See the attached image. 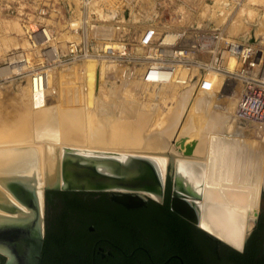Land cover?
Returning a JSON list of instances; mask_svg holds the SVG:
<instances>
[{
	"label": "rangeland",
	"instance_id": "rangeland-1",
	"mask_svg": "<svg viewBox=\"0 0 264 264\" xmlns=\"http://www.w3.org/2000/svg\"><path fill=\"white\" fill-rule=\"evenodd\" d=\"M124 13H127V18ZM112 18H115L114 22H123V37L132 45L138 31L151 24L159 31L169 32L217 29L227 39L252 40L250 44L264 48V0H91L89 5L82 7L78 0H0V129H4L0 131L5 132L0 133V145L12 149L32 147L48 153L53 147L58 151L67 147L118 154H151L167 157L166 161L170 157L173 160L181 157L189 163L203 165L207 140L230 138L250 144V149L254 147L256 153L260 151V156H263L261 169L264 171V127L257 128L235 117L236 98L242 88L240 81L227 77L225 72H212L211 78L220 77L222 82L210 93H204L175 84L149 86L141 78V64L127 66L92 59L73 61L56 65L47 75L44 104L38 105L41 100L36 93L33 98L26 70L42 61V51L48 46L42 45L38 37L33 40L34 44L31 43L26 30L52 29L55 40L50 44L59 45L62 49L71 41H86L92 48L101 49L108 42L97 36L107 37L106 34L111 33L110 27L116 25H110ZM29 24L35 25L30 27ZM114 31L112 35L116 36ZM135 53L142 54L143 51L138 49ZM21 57L26 58L27 64H13ZM223 65L229 71L234 70L237 65L235 57L226 58ZM184 75L182 72L181 76ZM68 108L69 113H77L74 115L78 119L72 118L74 122L71 123L75 125L68 124L69 131L64 134H59L61 131L54 128V124L44 123L39 117L51 109L56 117H65ZM187 108H191L195 115L191 112L188 117ZM60 110L65 111L64 115ZM225 119H229L226 123L232 124L224 123ZM70 120L65 123H70ZM47 124H52L50 129ZM55 130L59 132L55 133ZM190 131L197 138L194 137L197 149L191 156L184 157L178 144L180 141L184 145L189 144L183 137L190 135ZM229 131L232 136L226 134ZM56 134L62 136L56 138ZM256 143L261 147L256 148ZM51 155L50 151L47 158L51 159ZM9 178L14 177L10 175L0 182ZM0 190L3 203L11 193L4 183ZM259 195L261 198V191ZM9 207H0V219L7 217L4 212L12 214L4 211ZM41 211L42 214L43 205ZM257 219L258 216L256 225Z\"/></svg>",
	"mask_w": 264,
	"mask_h": 264
},
{
	"label": "built area",
	"instance_id": "built-area-1",
	"mask_svg": "<svg viewBox=\"0 0 264 264\" xmlns=\"http://www.w3.org/2000/svg\"><path fill=\"white\" fill-rule=\"evenodd\" d=\"M80 6H87L91 0H78ZM94 2V0H93ZM94 4V3H93ZM94 8V7H93ZM109 21L111 33L97 36L108 42L101 49L92 48L86 41H71L62 49L50 44L54 35L45 27L37 30H26L33 43L37 37L43 49L40 62L30 66L27 71L31 80L33 93L39 95L43 106L47 75L56 65L73 61L92 59L124 65L141 64V78L152 85H180L192 91L210 93L213 91L211 73L225 72L227 77L240 81L242 90L236 98L235 117L245 123L262 129L264 127V51L260 46L245 40L227 39L217 29H193L191 31H159L155 25H148L134 36L135 43H128L123 37L125 32L122 21ZM104 21V20H102ZM113 30L116 36H113ZM34 44V43H33ZM142 54H136L137 50ZM264 50V48H262ZM234 56L237 65L229 71L223 62ZM13 64L24 63V57L13 61ZM185 72L182 77L181 73Z\"/></svg>",
	"mask_w": 264,
	"mask_h": 264
},
{
	"label": "bare ground",
	"instance_id": "bare-ground-1",
	"mask_svg": "<svg viewBox=\"0 0 264 264\" xmlns=\"http://www.w3.org/2000/svg\"><path fill=\"white\" fill-rule=\"evenodd\" d=\"M212 82H213V89H216L221 84L222 79L220 77L215 76L212 78ZM33 94H34L33 98L36 97L35 96L36 94L35 93ZM187 109H188L187 116L190 117L189 114L191 112L193 114L194 111L193 110L191 111V108L190 109L187 108ZM51 110H48L43 117L41 116L39 117L40 119L43 118L41 120H44V123L54 124L55 125L54 128L61 131L59 132L57 130L59 134L61 133L64 134L65 131H69L68 124H72L71 122H74L73 119L74 120L78 119V116L75 118V115H74V114L77 115L76 112L74 114L69 113L70 111L69 108H68V111H66L68 113L65 115V117L64 116L56 117L55 111L53 113V111ZM60 111L64 115L65 111L64 112H62V110ZM58 114L60 113L58 112ZM81 117H82V114H81ZM35 118L36 117L34 116L33 120ZM69 118L70 119L73 118V119L70 120ZM40 119H37V120H40ZM69 120H70V123H65V122H69ZM227 120L224 123H226ZM11 122L13 123V121ZM64 123L67 125H65ZM228 123H231V122H228ZM228 123L226 124L228 125ZM52 124H47V125L49 126ZM26 125L24 126L26 127ZM72 125H75V124L73 123ZM30 126L31 125L29 124V127ZM63 126L65 127L67 126V127L64 129ZM188 126L190 125L188 124ZM225 126L223 127V129L225 128ZM15 127H18V126L16 125ZM29 127L27 126L28 129ZM199 127H202V126L200 125ZM54 128H51V129H54ZM1 129L4 130L3 128ZM48 129H50V126L48 127ZM100 129L103 130V127L100 126ZM199 129L196 130V132L199 131ZM25 130L27 129L25 128ZM105 130L106 129H104V131ZM57 131L55 130L54 132L56 133ZM184 131L186 132V130ZM1 132L2 131H0V133ZM225 132H228V131H225ZM2 133L5 134V132H2ZM19 133H22V132L19 131ZM191 133L190 135L184 136L183 138L185 139L186 143H190V142L195 143V149L193 148L194 149L193 151L195 152L197 149V140H196L197 138L194 136L196 138L195 139L193 137V132ZM231 133L229 131V133H226V134L231 135ZM54 135L51 134V136H54ZM105 135L108 137V139L111 138L109 135H107V132L105 133ZM48 136L49 135H47V137ZM59 136L61 137L62 135H59ZM59 136L57 135L56 138H59ZM231 138H234V137H231ZM122 139H124V136ZM207 141H208L207 146L204 149L205 151L204 153L206 155L205 164L196 165V164L187 162L185 158H181V157L177 158L176 160H173L174 169L176 170V174H177L176 176L178 180L183 183L186 190L200 197V200L194 201L197 207L199 208L198 209L199 210L198 225L206 229L207 231L211 232L212 234L216 235L220 239L224 240L225 242L229 243L230 245L236 248H239L242 244V241L245 239V235L248 234L249 230L251 229L253 225V222L255 220L253 218H255V213L257 212V209H258V202L260 199L259 192L261 191V180L264 175V171H262L261 169V163H262L261 157L263 156L262 155L260 156V151L259 153H256L257 150L254 147H252L254 149L252 151V148L250 149L251 145L249 143H248L249 144L248 146L244 143H239L236 140L230 139V138L229 139H226V138L225 139L224 138L212 139L211 138ZM15 144L17 145V143ZM252 145L254 144L252 143ZM258 147L260 148L261 146L260 145L258 146L257 144L256 148ZM64 149L67 151H72V152L91 153V154H93V152H97V153L98 152H101V153L109 152V151L92 150V149L91 150L73 149V148H67V147ZM262 149L263 147L260 149L261 152H262ZM40 150L33 149L32 147L12 149L10 147L8 148V147H4L0 145V176L2 175L6 176V177L5 176L0 177V179L2 180L4 178L9 177L10 175L13 177L20 178V179H30V178L35 179L36 178L37 184L35 185V188L39 192L42 186L49 184V181L51 182L55 180V177H56L55 171L59 165V158L61 156L63 148L60 151H58L55 149V147H53L52 150H50L52 154L51 159L50 157L47 158V155L50 153V151L49 153L48 151L39 152ZM110 153L118 154V152L116 153L112 151H110ZM122 155H138V154H118V156H122ZM138 156L148 158L151 161H153V164H152L153 167L156 169L159 177H162L163 172H164V166L167 162L166 161L167 157L159 158V156L151 155V154L149 155L139 154ZM7 182H9L8 179L5 182L3 181L0 182L1 187H3V183H4L7 189V186H6ZM7 191L10 193L8 189ZM0 196H3L1 190H0ZM149 196L154 197V198L157 197L154 194H149ZM10 202L13 204V206L17 207L19 211L26 210L13 197V194H9V199L4 200L3 203L1 202L2 204L0 203V207L1 206L7 207V205L10 206L11 205ZM13 206L11 207V209L16 210L17 208H14ZM7 212H10V209ZM4 214L5 215L7 214V216H14L13 214L5 213V212ZM29 214L31 215V212L28 213L27 217L30 216ZM1 219H14V218L4 217ZM6 246L7 244L4 245L3 243H0V248L6 251L5 253L1 251L0 252L9 257L13 256L10 251V247L9 246L6 247Z\"/></svg>",
	"mask_w": 264,
	"mask_h": 264
},
{
	"label": "trees",
	"instance_id": "trees-1",
	"mask_svg": "<svg viewBox=\"0 0 264 264\" xmlns=\"http://www.w3.org/2000/svg\"><path fill=\"white\" fill-rule=\"evenodd\" d=\"M85 193L93 196V201L61 197ZM50 194L62 200L63 208L54 211L55 218L47 224L52 229L46 231L39 264H63L59 252L64 239L62 230L67 224H63L61 218L69 215L74 223L77 218L83 219L75 225L77 229L73 242L77 246L79 242L92 238L88 237L91 233L87 231V226L92 225L93 240L102 238L117 247L110 264H180V260L183 264H264V255L260 254L264 242V214L248 236L243 251L237 252L215 242L170 210L169 177L166 178L164 202L159 204L149 200L145 207L138 209L114 204L105 193L45 191L46 198ZM82 253L85 254L84 249ZM86 262L84 255L78 264Z\"/></svg>",
	"mask_w": 264,
	"mask_h": 264
},
{
	"label": "water",
	"instance_id": "water-1",
	"mask_svg": "<svg viewBox=\"0 0 264 264\" xmlns=\"http://www.w3.org/2000/svg\"><path fill=\"white\" fill-rule=\"evenodd\" d=\"M123 16L127 18V13H124ZM116 17L117 15H115ZM247 42L252 43L253 41L247 40ZM178 145L179 150L183 149V156L189 157L192 155L195 146L194 142L184 145L183 141H180ZM152 164L153 161L150 159L138 155L118 156V154L110 152H93V154L80 153L67 151L63 148L59 158V165L55 171V180L49 181V184L42 186L39 192L35 188L37 184L36 178H9L6 186L16 200L31 210V212L37 213L36 216L38 218L40 216L42 220L41 206L43 205L45 190L55 189L106 193L109 195L111 201L127 209H132L145 206L147 199H152L157 202L162 200L166 173V175L169 174L171 181L170 210L193 224L214 241L227 245L237 251H242L248 236L255 228L256 217L258 216V222L264 210L261 209L264 207V178L262 181L261 198L259 199L260 204L255 213V220L248 234L245 235L241 246L236 248L198 225L199 208L194 201L200 200V197L186 190L183 183L178 180L176 170L174 169L173 158H168L162 177H159ZM149 194H154L157 197H150ZM28 217L0 219V230L4 226L21 225L24 223L25 218ZM12 237L14 236L10 232L0 233V241L8 239L11 242ZM12 249L11 247L10 251L13 255ZM15 251L20 252L19 248L17 250L15 249ZM2 255L6 257L5 264H14L12 256L9 257L3 253Z\"/></svg>",
	"mask_w": 264,
	"mask_h": 264
},
{
	"label": "flooded vegetation",
	"instance_id": "flooded-vegetation-1",
	"mask_svg": "<svg viewBox=\"0 0 264 264\" xmlns=\"http://www.w3.org/2000/svg\"><path fill=\"white\" fill-rule=\"evenodd\" d=\"M170 176L165 175V181H164V187H163V197L160 202L154 201L152 199H147V202L149 200L157 202L159 204H162L164 202L165 198V190H166V178ZM48 190H55V189H48ZM47 191V190H45ZM44 191V197H43V207L44 211L41 215L42 220H40V216L38 218L37 213L31 212L27 207L23 206L18 200V202L26 209L24 211H19L18 209L13 210L11 207L13 205H10L9 208H6L5 211H8L10 209V213H12L14 216H7L9 218H19V217H26L28 213L31 212V215L28 218H25L21 225L18 226H11L7 227L4 226L1 230L0 233H7L10 232L13 234L14 237H12L11 242L8 241V239H4L3 241H0V243H3L4 245L7 244L10 248L12 247L13 249V256H12V261L14 264H39L40 258H41V249L43 247L45 238H46V231L47 229H52L50 226H47L49 221L53 220L55 218L54 216V211H58L59 209L63 208V203L62 200H58L57 198L53 197L52 194H50L47 198L45 195ZM56 191H66V190H56ZM66 192H83V191H66ZM106 194V193H105ZM170 194H171V181H170ZM107 198L109 201V195L106 194ZM53 197V198H52ZM63 199H77V200H82V201H93V196H90L88 194H67L64 196H61ZM49 198L52 200L49 201ZM96 198V197H95ZM169 201H170V195H169ZM114 204H117L113 201H111ZM120 205V204H117ZM147 205V203H146ZM145 205V206H146ZM56 206V209H53V207ZM121 206V205H120ZM143 206V207H145ZM123 207V206H122ZM1 208H5L2 207ZM17 208V207H16ZM125 208V207H124ZM141 208V207H139ZM170 208V207H169ZM127 209V208H126ZM132 209H138V208H132ZM261 209H264L261 208ZM20 212V214H19ZM264 214V210L262 211ZM45 213V214H44ZM18 214V215H16ZM73 216V215H72ZM261 216V215H260ZM180 217V216H179ZM4 218V217H2ZM70 215L68 217H63L61 218V222L64 224H67L66 228H64L63 231V242L62 246L60 248V260L63 264L68 263H74L78 264L81 263L82 257L85 255L87 257V264H110L114 260V248H117L114 244L109 245L108 242L102 238L94 239L93 240V226L88 225L87 226V231L91 234H88V237L92 236L91 239L84 241V242H79L75 244V236H76V229L77 227L75 226L76 223H80L83 221L82 218H77L76 223H74V220L70 219ZM183 219V218H182ZM185 220V219H184ZM41 222V223H40ZM188 222V221H187ZM190 223V222H189ZM258 223V222H257ZM191 224V223H190ZM25 225V226H23ZM193 225V224H192ZM257 225H255L256 228ZM197 228V227H196ZM254 228V229H255ZM253 229V230H254ZM252 230V231H253ZM2 237V236H1ZM74 239V242H73ZM212 239V238H211ZM8 241V242H7ZM216 242V241H215ZM218 243V242H217ZM222 244V243H220ZM224 245V244H222ZM16 246V247H15ZM227 246V245H225ZM245 246V244H244ZM243 246V249H244ZM229 247V246H227ZM19 248V251H15ZM142 248V247H139ZM231 248V247H229ZM2 249V248H0ZM83 249L85 250V254L83 255ZM233 249V248H231ZM242 249V251H243ZM235 250V249H233ZM1 252L5 253V250H0ZM237 251V250H235ZM242 251H237V252H242ZM261 255H264V242L262 245V249L260 252ZM1 258L3 261H1ZM6 257L0 253V264H5ZM85 263V264H86ZM180 264H183L182 261L180 260Z\"/></svg>",
	"mask_w": 264,
	"mask_h": 264
},
{
	"label": "crops",
	"instance_id": "crops-1",
	"mask_svg": "<svg viewBox=\"0 0 264 264\" xmlns=\"http://www.w3.org/2000/svg\"><path fill=\"white\" fill-rule=\"evenodd\" d=\"M29 25H30V27H33L35 24H32V25L29 24ZM45 29L48 30L49 33H53L52 29H48V28H46V27H45ZM57 46H59V45H57Z\"/></svg>",
	"mask_w": 264,
	"mask_h": 264
}]
</instances>
